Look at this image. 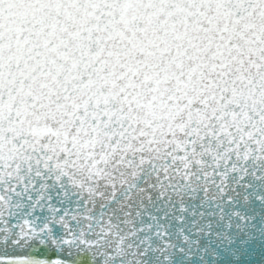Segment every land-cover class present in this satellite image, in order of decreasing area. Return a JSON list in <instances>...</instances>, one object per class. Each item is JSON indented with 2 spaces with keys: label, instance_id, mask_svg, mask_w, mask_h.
<instances>
[{
  "label": "snow or ice",
  "instance_id": "1",
  "mask_svg": "<svg viewBox=\"0 0 264 264\" xmlns=\"http://www.w3.org/2000/svg\"><path fill=\"white\" fill-rule=\"evenodd\" d=\"M0 264H264V0H0Z\"/></svg>",
  "mask_w": 264,
  "mask_h": 264
}]
</instances>
